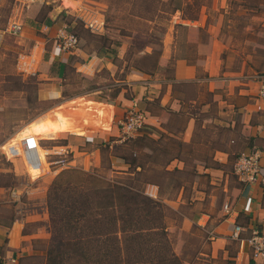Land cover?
I'll return each mask as SVG.
<instances>
[{"label":"crops","instance_id":"crops-1","mask_svg":"<svg viewBox=\"0 0 264 264\" xmlns=\"http://www.w3.org/2000/svg\"><path fill=\"white\" fill-rule=\"evenodd\" d=\"M55 2L60 4V12L64 16L73 14L84 24L91 27L93 31L100 32L103 30L100 20L99 23L86 20V16L92 10L83 0H44L28 6L27 10L32 8L28 15L29 21L25 23L17 21L22 26L21 33L15 37L13 44H8L10 49L5 40L13 38V36L5 34L0 39V48L21 50L26 42L34 41L33 47L36 50V58L32 59V55L19 54L14 64V72L10 77L36 76L38 79V96L40 94V98L58 103L57 108L61 110L62 114H71L70 110H78L80 108L76 104L78 100L85 102L86 110L102 115L108 114L110 107L115 108V113H112L113 116L108 121L110 123L108 133H106L107 131L94 132L83 125L82 122L78 123L80 128L85 129V133L94 132L98 138L96 139L98 143L115 139V136L119 135L118 121L128 110H140L141 104L146 105V125L160 132L167 133L170 131V127L173 125L172 120L175 117L184 120L178 136L187 144L191 142L194 131H197L195 124L197 118V123L201 125V129L198 131L199 134L202 133L212 137L216 133H220L219 129L221 131L228 130L225 135L221 136L224 150L212 152V159L216 162V165L194 162L197 170L198 167L202 166L204 173L199 174L197 172L198 175L192 176V182L185 191L166 189L160 192L157 186L147 184L146 186L150 188L151 193H146V196L159 200L164 205L166 209L165 224L173 239L174 247L176 242L169 231L167 220L170 215L175 216L178 214V208L169 207L164 203V201L171 200L168 198L167 192L176 193L175 198L180 195L178 199L179 207L184 204L183 196L185 192L190 191L191 188L196 193L202 194V200L206 203L208 200H212L204 209L202 207L198 209L196 206L190 215L182 216L180 230H182L183 235L193 236V230H199L201 233L198 238L199 241L195 240L197 250L190 255L189 259H185L183 253L178 255L174 250L185 261L191 260V264H264V259L254 260L252 258L250 247L246 242L253 229L260 231L264 236V187L259 182L254 184L242 182L235 173L234 179H230L222 170L229 164L230 166L234 164L236 157L241 154L257 151L264 175V101L256 98L258 83L255 80L242 81L243 73H233L232 71L228 74H222V77H220L222 61H224L222 57H224V51L227 49L220 37L221 20H218L213 26L208 22V17L204 16L191 25L175 24L174 32L171 35L167 32L163 33L158 38L160 41V55L157 67L153 70L154 72L148 74L149 76L159 75L160 78L150 77L144 82L143 75L145 74L136 71L125 62L124 55L126 51L117 52L116 57H113L104 50H96V52L88 54L78 48L73 52L56 56L53 53L54 42L50 60H44L42 54H37V48L43 49L45 42L53 41L54 38L57 39L58 32L65 27L55 22V19L59 16V10H55L50 16L41 18L42 20L38 19L40 17L38 13L42 10V6ZM179 20L183 23L188 21L183 20L181 16ZM13 22L15 21L11 20L8 25ZM178 28H185L190 34L186 37L182 35L179 38ZM203 31L205 35L202 34ZM146 37V41L149 38L152 40L150 33H146ZM105 38L111 40L107 36ZM149 42H146V51L142 55L152 54L154 49L149 46ZM73 57L76 58V62L71 65L72 69L86 78L97 77L99 71L104 69L107 71L108 76L112 77L115 73H124L121 79H113L111 83L100 86L96 90V92H107L112 88H119L117 96L112 98L109 96H104L105 98L94 97L93 93L96 92L74 95L64 94V85H62L60 79L64 81V74L71 61H73ZM78 59L81 61H78ZM24 60L26 61L23 62ZM115 60L122 61L125 65L120 68L115 65ZM171 62L172 74L165 78L163 73ZM54 66L57 69L56 72L52 73ZM0 82L5 81L2 79ZM187 87H192L193 90L188 91L186 90ZM16 93L13 92L14 95ZM127 93L130 94V98L126 96ZM5 100V97L0 98V117L5 108H17L15 104L9 105V103L6 105ZM71 104H76V106L71 108ZM90 106H93L94 109ZM13 110L15 109H10V111ZM57 111L50 115L46 113L38 116L26 125L23 122H18L19 125L12 128V133L7 134L3 131L7 119L0 118V143L8 140L7 143L5 141L3 142L5 144H2L4 152L16 154L13 145L18 147V144L26 136H32L34 141L41 142L43 140H55L62 133L72 132L77 139L83 141L87 138L90 139V136L80 131L74 132L72 124ZM118 115H122V117L119 119ZM208 131H213L211 136ZM11 136L12 138L9 139ZM62 147L71 148L72 151L76 149L73 145ZM98 152V149L93 152L94 157H97L92 162L95 166L99 164ZM76 153L80 155V153ZM10 158L11 162L23 161L18 163L19 168L21 167L18 169V173L16 166L14 167L16 176L21 175L24 170L33 180L38 177L40 170L27 166L23 157ZM173 162L179 164V167L174 168L183 169L182 162ZM110 164L116 172L127 170V166L120 158L111 157ZM170 165L167 167L168 170ZM115 168H118V170ZM218 172H220L219 177H222V179L219 180V177H216L213 180L219 182L221 186L218 196L215 197L210 193L199 190L198 182L195 179L202 176L216 175ZM210 185H214V182H210ZM23 195L24 191L19 190L16 198L12 199L10 190L0 186V264H19L22 258L34 254L33 242L47 240L50 236L49 234L46 238L45 234L41 232L42 228L40 226H37L34 230L28 229L30 225L37 222H46L47 217L45 212L42 213L43 216L41 217L38 211L29 209L25 204H22L20 198ZM200 200L201 198H194L193 202H198L196 205H199L202 203L199 202ZM226 204L230 208L228 213L223 209ZM2 207H10L13 213L12 217H5L1 211ZM246 208L248 209L247 212L244 211ZM235 226L243 228L241 240L239 241L231 238ZM201 245L202 248H199ZM203 248H205V251Z\"/></svg>","mask_w":264,"mask_h":264},{"label":"rangeland","instance_id":"rangeland-1","mask_svg":"<svg viewBox=\"0 0 264 264\" xmlns=\"http://www.w3.org/2000/svg\"><path fill=\"white\" fill-rule=\"evenodd\" d=\"M88 6L91 7L92 12L86 16L88 21H98L102 23V31H93V29L86 24H84L79 18L72 15H65L60 12L61 7L58 2L50 3L49 5L44 4L42 10L38 13L40 17L38 19L42 20L44 17L50 16L54 13L55 10H59V16L55 19V22L59 25L66 27L67 31L71 34H74L79 39V47L84 53L91 54L96 52V50L104 43L109 49H113L116 52L126 51L124 55L125 62L132 66L138 64L139 66L146 65V59L143 58L142 53L146 51V33H150L155 38L162 36L164 32L171 35L174 32L175 24L182 25H191L194 21H187L185 23L179 20L181 12L172 13L173 6L175 5L174 0H83ZM184 1V0H179ZM186 2V0H185ZM203 4L197 17L198 21L204 16L208 17V22L211 25H215L218 20H221L220 27V37L222 42L225 44L227 49L224 51V61H222L221 73L228 74V72L233 73H243L241 80H255V77L264 73V0H197V3ZM160 10V12H158ZM32 11L22 8L18 5H15L13 0H0V30H4L8 23L12 21H19L25 23L29 21L28 15ZM165 12V13H164ZM37 15V16H39ZM138 16H142L140 18ZM146 17L151 18L152 22H146ZM42 18V19H41ZM81 24V25H80ZM178 37L181 38L190 34L185 28H178ZM205 32L203 31L202 34ZM205 35V34H204ZM109 37L111 40L103 41L102 37ZM121 36V37H120ZM129 37V38H126ZM6 44H13L15 37L8 38L5 40ZM152 41L153 38H152ZM151 41V42H152ZM56 44L57 39L54 38L53 41L45 42L42 48H37V54H42L44 60H50L51 52L53 50V44ZM34 41H28L23 45L21 50H5L0 48V81L2 79L5 82H0V98L5 97L6 105H14L17 108H5V111L2 112L1 117L7 119L6 125L3 128L4 133H12V128L19 125L20 122H23L24 125L28 124L38 116L43 114H52L54 111L58 110V103L40 98L38 96V79L34 75H23L21 77H10L14 72V64L16 58L19 54L29 56L32 55V59H35L34 50ZM10 49V46L8 45ZM119 48V49H118ZM157 49V47H156ZM119 50V51H118ZM73 52V51H71ZM73 61L64 74V81L60 79L62 83L63 93L64 94H81L88 92H96L97 88L100 86H105L108 83H111L113 79H121L124 75L120 72L115 75L108 76L107 71L100 70L97 77L93 76L92 78H86L81 76L82 74L74 72L71 65L76 62V58L73 57ZM24 60L23 62H25ZM78 61H81L78 59ZM77 61V62H78ZM53 63V62H52ZM115 65L122 68L125 63L119 60L114 61ZM145 63V65H144ZM56 66H54L51 71L56 72ZM154 72V71H153ZM100 75V76H99ZM164 77L167 78L171 76V72L167 70L163 73ZM146 74L143 75L144 82L146 79L151 78H160L157 76H149ZM188 91H192V87H187ZM19 91V92H18ZM116 90L111 89L110 91H102L93 93L94 97H103L109 96L113 97V94ZM13 92H17L16 95ZM127 97H130V94H126ZM108 99V98H106ZM3 103V102H2ZM77 105L80 106L78 110L71 111V114H62L61 110H58L61 115L66 118L73 127L74 132H82L85 135L90 136V139L80 140L72 132L62 133L55 140H43L41 141V147L50 149L52 147H61L68 145H73L76 149L71 150L68 148L66 157L71 160L69 168L82 169L84 171H90L94 168L101 167V155L98 152V161L99 164L95 166L92 164L94 161V153L96 149L100 148V144L96 139V134L94 132H106L108 133L110 128V123L112 113H115V108L111 107L108 109V114H100L93 111L86 110V105L83 100H78ZM76 104H71L70 107L76 106ZM110 104V103H109ZM93 107V106H90ZM146 106L140 105V110L145 109ZM10 109H15L10 111ZM57 109V110H56ZM94 109V107H93ZM57 111V112H58ZM143 111V110H141ZM228 115V114H227ZM122 115H118L120 119ZM226 117V116H225ZM21 120V121H18ZM19 122V123H18ZM79 122H82L83 125L90 128L91 131L85 133L84 128H80L78 125ZM201 129V127H200ZM146 130V129H145ZM213 131H208L211 136ZM142 133V132H141ZM13 136V135H12ZM9 137L10 138H12ZM136 137V136H135ZM115 139L118 141L115 145H120L123 140H120V134L115 136ZM6 141V140H5ZM3 141V142H5ZM8 141V140H7ZM7 141L5 143H7ZM93 141V142H92ZM0 143V186L6 190H23L24 195L21 196L20 200L22 204H25L27 208L34 209L38 211L39 215L42 217V213H46L47 220L46 222H37L28 227V229L34 230L37 226H40L41 232L45 234L48 238V214L45 208V195L48 190L49 185L55 179V177L62 171L69 168H57L51 167L48 170L44 161L42 167L45 172L44 175L39 176L33 180L27 172L22 171V174L17 176L14 173V167L17 168V173L19 172V164L23 161L17 160L12 161L5 155V152ZM67 145V146H66ZM10 147V146H8ZM7 147V148H8ZM39 155L42 154V151L37 150ZM80 155H77V153ZM111 151L103 154V160H109L108 154ZM114 153H121L120 150H116ZM9 159L8 160H6ZM237 158V157H236ZM54 156L49 158V161L55 160ZM235 161V160H234ZM234 163V162H231ZM233 165L230 164L227 167H224L222 170L230 179H234ZM174 167H179V164L176 162L171 163L170 169ZM26 168V167H25ZM118 170V168H115ZM197 172L199 174L204 173L202 166L198 167ZM218 175V176H216ZM216 175H210L208 177L202 176L195 179L198 182L199 190L210 193L215 197L219 195L221 186L219 182L213 181L216 177H219L221 174L218 172ZM219 180L222 177L218 178ZM210 182H214V185H210ZM213 188V189H212ZM33 190V191H32ZM143 192L151 193L148 186H144ZM167 192L168 198L171 200L164 201L169 207L178 208V214L171 216L167 220V225L169 231L172 233L173 238L176 242L174 250L178 255H182L185 259H189L190 255L197 250L195 240L201 236L199 230H193V236L183 235L182 230H180L182 223L183 215H190L192 211L195 210L197 206L198 209L202 207L203 209L208 206L212 200H208L206 203L202 200L203 195L196 193L193 188L190 191L185 192L184 204L179 207V196L176 197V193ZM175 198V199H173ZM194 198H201L199 205H196L198 202H193ZM1 211L5 217H12V210L10 207H2ZM192 230V229H191ZM199 241V240H198ZM201 241V239H200ZM202 248V245L199 246ZM205 251V248H203ZM26 259V260H25ZM34 261H31L27 258H22L19 264H34Z\"/></svg>","mask_w":264,"mask_h":264},{"label":"trees","instance_id":"trees-1","mask_svg":"<svg viewBox=\"0 0 264 264\" xmlns=\"http://www.w3.org/2000/svg\"><path fill=\"white\" fill-rule=\"evenodd\" d=\"M174 2L172 13L181 12V18L188 21H196L205 6L197 0ZM151 18L146 17V22H152ZM150 37L154 41L150 39L148 44L154 50L143 55L146 65L130 66L147 75L157 67L160 55L159 39ZM97 50L113 57L117 54L104 43ZM167 68L172 74V62ZM112 89L116 97L119 88ZM141 110L145 112L146 107ZM197 119V131L188 144L178 136L184 120L175 117L167 133L146 125L140 135L120 145H115L118 139L99 142L100 168H69L59 173L45 195L50 236L33 242L34 254L26 258L34 264H191V260L185 261L174 252L164 205L146 196L143 188L149 184L160 192L185 191L192 176L198 175L194 162L216 165L212 152L224 150L221 136L228 130L219 129L220 133L212 137L199 134ZM116 150L121 153H114ZM108 151L109 160H103ZM111 157L122 159L127 170L114 171ZM173 161L182 162L183 169L168 170Z\"/></svg>","mask_w":264,"mask_h":264},{"label":"built area","instance_id":"built-area-1","mask_svg":"<svg viewBox=\"0 0 264 264\" xmlns=\"http://www.w3.org/2000/svg\"><path fill=\"white\" fill-rule=\"evenodd\" d=\"M44 0H13L15 5L22 8L41 2ZM21 24L17 21L8 25L4 30L0 31V39L5 34L13 37L18 36L21 33ZM79 47V39L76 35L67 31L66 27L61 29L57 34V42L54 47L53 53L58 56L60 54L69 53L77 50ZM255 81L258 83V89L256 98L264 101V73L255 77ZM146 113L140 110H128L123 117L118 121V129L120 134V140L124 141L132 139L143 131L146 127ZM16 154L5 155L11 160L10 157H23L25 163L29 167H34L40 170L39 176H42L45 172L42 167L43 161L48 170L51 167L57 168H69L71 160L66 157L68 150L64 147H52L50 149L42 148L40 141H34L32 136H26L19 144L18 147L14 146ZM41 149V150H40ZM37 150L43 151L41 155ZM54 156L56 159L49 161V158ZM6 158V160L9 161ZM234 173L237 178L245 183L254 184L260 183L264 187V175L263 167L260 165V156L257 151L247 154H241L234 163ZM19 190L13 189L10 191V196L15 199ZM223 209L228 213L230 208L226 204ZM244 211H248L246 208ZM243 228L235 226L231 234V238L235 241L241 240V233ZM250 236L246 239L247 244L250 247L251 256L254 260L264 259V236L260 231L253 229L250 232Z\"/></svg>","mask_w":264,"mask_h":264}]
</instances>
